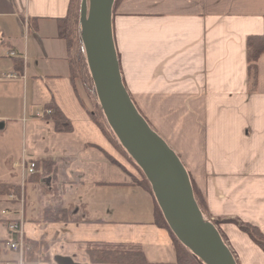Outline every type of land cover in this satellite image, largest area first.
Masks as SVG:
<instances>
[{
    "label": "crops",
    "instance_id": "0c3cea01",
    "mask_svg": "<svg viewBox=\"0 0 264 264\" xmlns=\"http://www.w3.org/2000/svg\"><path fill=\"white\" fill-rule=\"evenodd\" d=\"M70 1L0 0V76L17 74L0 80V183L18 186L21 197L0 196V223L19 218L26 242L46 243L31 254L43 260L24 264H50L48 253H79L89 264V243L138 247L146 264H176L143 175L72 81L57 22ZM112 31L125 89L181 160L205 216L220 221L237 264H264L263 249L238 225L264 236V51L254 83L246 58L248 37L264 34V0H118ZM49 105L67 130L38 118ZM29 158L45 168L23 179L15 165ZM56 209L70 221H45ZM22 260L0 245V264Z\"/></svg>",
    "mask_w": 264,
    "mask_h": 264
},
{
    "label": "water",
    "instance_id": "95a60500",
    "mask_svg": "<svg viewBox=\"0 0 264 264\" xmlns=\"http://www.w3.org/2000/svg\"><path fill=\"white\" fill-rule=\"evenodd\" d=\"M114 2L80 0L79 7L80 41L106 122L144 174L177 240L201 264H237L217 227L200 210L181 160L139 113L123 85L112 31ZM54 261L76 264L63 256Z\"/></svg>",
    "mask_w": 264,
    "mask_h": 264
},
{
    "label": "trees",
    "instance_id": "16d2710c",
    "mask_svg": "<svg viewBox=\"0 0 264 264\" xmlns=\"http://www.w3.org/2000/svg\"><path fill=\"white\" fill-rule=\"evenodd\" d=\"M117 1L118 0H115V3ZM79 7H80V0H71L67 16L57 20L59 38L66 40L67 48H69L68 59H69L70 66H71L72 81L74 82L75 88L77 87L76 86L77 81H80L82 83V86L85 88L90 98V101H93L95 103L94 104L95 107L97 106L99 108L98 112L94 110L90 112L91 118L95 121V123L99 126V128L104 132V134L110 140L116 143L119 149L123 151V153L134 163V161L130 158V156L126 153V151L120 145L116 136L114 135L111 128L107 124L102 110L100 109V106H99V103H98V100L95 94L94 86L91 81L90 74L87 68L84 49L80 41ZM73 20H75L76 23L78 22V34L76 35L77 48L74 54L71 51L72 39L70 37L71 33L73 32L71 28V21ZM263 51H264V34L261 36L248 37L247 42H246V58H247V64H248V67H247L248 68V78L252 83H254L255 78H256L257 60L259 56L263 53ZM81 60H83V66L86 68L90 85H86L85 76L80 69L81 67H79ZM15 67L18 68L19 65L18 66L15 65ZM45 108L50 109V113L44 114L43 118L52 119L55 122V126L57 129H61V130L68 129L67 123L64 122L63 116L61 115L60 112L53 109V106H50V105ZM44 165H45L44 162L41 164L40 162L36 161V167L37 169H40V171L39 173L29 175L28 177L34 176V175L35 176L41 175L42 168H45ZM134 165L143 175L146 186L149 188V191L153 196L150 184L146 180L144 174L142 173V171L139 169V167L135 163ZM192 188H193L195 200L200 210L202 211L205 219H208L205 216V210H204L203 202L200 196L195 191L193 185H192ZM19 193L20 192H19L18 186L0 183V196L19 195ZM158 211H159V208H158ZM44 218H45V221L47 222H57V221L68 222L70 221V218L68 217V212L65 209H56L50 214L48 211H46ZM155 222L159 226H162L169 231L171 238H172L173 249L176 255V264H201L200 261L177 240V238L174 236V234L169 229L167 223L165 222L161 211L158 212V215L155 218ZM211 222L216 227L220 223V221L218 220H211ZM238 225H239L240 230L249 234L250 237L255 241V243L259 245L264 251V236L259 231V229L257 227H253V226H250L244 223H238ZM3 243L4 241L0 242V245ZM25 244L27 245V249L23 253V256H22L23 258H29L31 261L43 260L41 256H38V255L31 256V254H33L34 251L38 250L39 247H46L47 245L44 241L43 242L42 241H39V242H34V241L26 242L25 241ZM85 252H86L89 264H94V263L146 264L147 263V259L145 258L144 253L138 247H125L121 245H111L107 243H89L86 245Z\"/></svg>",
    "mask_w": 264,
    "mask_h": 264
},
{
    "label": "built area",
    "instance_id": "2783aa9c",
    "mask_svg": "<svg viewBox=\"0 0 264 264\" xmlns=\"http://www.w3.org/2000/svg\"><path fill=\"white\" fill-rule=\"evenodd\" d=\"M4 77L7 79H13L16 77V75L12 73V74H6L4 75ZM43 113L49 114L50 110H45L44 112H42V114H37V116H40V115L43 116ZM15 166H18L22 170V173L24 174H33L36 172V164L34 161L26 162L22 160L20 164L15 165ZM7 229L11 237V242L9 243L10 248L12 250L19 251L21 253L23 249L21 224L14 220L10 221L8 223Z\"/></svg>",
    "mask_w": 264,
    "mask_h": 264
},
{
    "label": "rangeland",
    "instance_id": "374dc122",
    "mask_svg": "<svg viewBox=\"0 0 264 264\" xmlns=\"http://www.w3.org/2000/svg\"><path fill=\"white\" fill-rule=\"evenodd\" d=\"M71 28H72V33H71V35H70V37H71V39H72V41H71V51L73 52V54L75 53V51H76V48H77V42H76V35L78 34V22L76 23V21L75 20H73V21H71ZM69 65H70V62H69ZM79 67H81L80 69H81V71L83 72V74H84V76H85V80H86V85H90V83H89V79H88V76H87V71H86V68L83 66V60H81V63L79 64ZM88 68V67H87ZM2 81V80H1ZM77 84H78V86H79V88L80 89H82L83 91H84V93L86 94V96L88 95L87 94V92H86V90H85V88L82 86V83L80 82V81H77ZM84 97V96H83ZM82 97V98H83ZM91 97V96H90ZM92 98V97H91ZM85 99V100H84ZM84 99H83V101L86 103V105L88 106V107H91V109H93V106H90V104H89V99H87V102H86V98L84 97ZM98 107L96 106L95 108H94V111H96V112H98V110H99V108L97 109ZM138 188H140L141 189V187H138ZM156 205H157V203H156ZM157 207H158V205H157ZM159 208V207H158ZM159 211H160V209H159ZM5 234H6V232H5V228H4V225L2 224V223H0V238L1 237H4L5 236ZM56 254H58V255H60V254H62V252L59 250L58 251V253H56ZM11 256V255H10ZM9 256V257H10ZM62 256H64V255H62ZM67 257H70V256H67ZM47 258H48V262L50 263V264H53L54 262H53V259H54V256H53V253H48V256H47ZM70 258H72V260L74 261V263H76V264H82V257H80V255H79V253H76V255H75V257H70ZM24 260H22L21 261V264L23 263H26V259L25 258H23Z\"/></svg>",
    "mask_w": 264,
    "mask_h": 264
}]
</instances>
